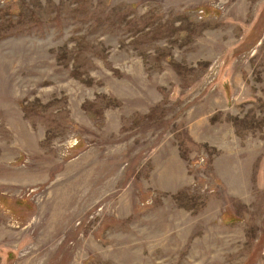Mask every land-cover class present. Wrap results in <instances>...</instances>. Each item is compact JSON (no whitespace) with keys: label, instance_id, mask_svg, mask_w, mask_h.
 Instances as JSON below:
<instances>
[{"label":"rangeland","instance_id":"1","mask_svg":"<svg viewBox=\"0 0 264 264\" xmlns=\"http://www.w3.org/2000/svg\"><path fill=\"white\" fill-rule=\"evenodd\" d=\"M0 264H264V0H0Z\"/></svg>","mask_w":264,"mask_h":264}]
</instances>
